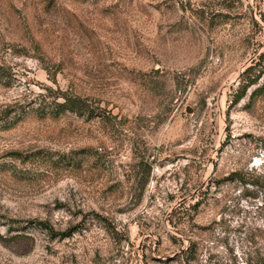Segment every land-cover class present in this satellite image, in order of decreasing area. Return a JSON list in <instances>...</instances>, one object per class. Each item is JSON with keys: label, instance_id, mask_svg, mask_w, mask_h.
<instances>
[{"label": "rangeland", "instance_id": "rangeland-1", "mask_svg": "<svg viewBox=\"0 0 264 264\" xmlns=\"http://www.w3.org/2000/svg\"><path fill=\"white\" fill-rule=\"evenodd\" d=\"M0 264H264V0H0Z\"/></svg>", "mask_w": 264, "mask_h": 264}, {"label": "trees", "instance_id": "trees-1", "mask_svg": "<svg viewBox=\"0 0 264 264\" xmlns=\"http://www.w3.org/2000/svg\"><path fill=\"white\" fill-rule=\"evenodd\" d=\"M256 81H251L248 82L245 86L242 85V87L239 90V95L236 101L242 99L246 92L248 87L256 84ZM63 99L62 102H58L56 104V108L53 110H50V107H45L43 108L41 114L42 115H49L52 117H58L61 114L67 113V112H72L75 113L78 116H94V111L89 108L85 100H83L80 97L76 96H68V94H64L61 96ZM99 114H97L98 116ZM102 116V115H101Z\"/></svg>", "mask_w": 264, "mask_h": 264}]
</instances>
